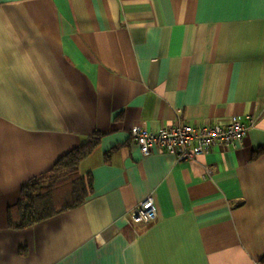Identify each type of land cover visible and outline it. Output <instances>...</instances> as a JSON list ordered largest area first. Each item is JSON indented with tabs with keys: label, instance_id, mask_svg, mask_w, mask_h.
<instances>
[{
	"label": "crops",
	"instance_id": "crops-1",
	"mask_svg": "<svg viewBox=\"0 0 264 264\" xmlns=\"http://www.w3.org/2000/svg\"><path fill=\"white\" fill-rule=\"evenodd\" d=\"M254 122L194 161L131 130ZM101 135L93 193L10 225L30 180ZM153 196L149 225L131 212ZM264 6L259 0H0V264H261Z\"/></svg>",
	"mask_w": 264,
	"mask_h": 264
},
{
	"label": "trees",
	"instance_id": "trees-1",
	"mask_svg": "<svg viewBox=\"0 0 264 264\" xmlns=\"http://www.w3.org/2000/svg\"><path fill=\"white\" fill-rule=\"evenodd\" d=\"M100 140L101 135L94 134L86 144L62 156L50 172L25 184L18 204L10 209L11 227L24 229L83 205L93 193V180L82 175L79 166Z\"/></svg>",
	"mask_w": 264,
	"mask_h": 264
},
{
	"label": "built area",
	"instance_id": "built-area-1",
	"mask_svg": "<svg viewBox=\"0 0 264 264\" xmlns=\"http://www.w3.org/2000/svg\"><path fill=\"white\" fill-rule=\"evenodd\" d=\"M253 125V121L244 124L238 120L225 126L180 123L155 132L142 126H134L131 134L144 156L162 150L174 155L179 161H194L211 154L218 146L230 147L236 142L243 144ZM157 217L153 196L142 200L130 214L133 223L143 225L151 224Z\"/></svg>",
	"mask_w": 264,
	"mask_h": 264
},
{
	"label": "snow or ice",
	"instance_id": "snow-or-ice-1",
	"mask_svg": "<svg viewBox=\"0 0 264 264\" xmlns=\"http://www.w3.org/2000/svg\"><path fill=\"white\" fill-rule=\"evenodd\" d=\"M260 4L264 6V0H259Z\"/></svg>",
	"mask_w": 264,
	"mask_h": 264
}]
</instances>
